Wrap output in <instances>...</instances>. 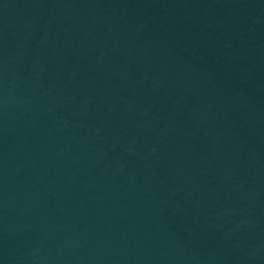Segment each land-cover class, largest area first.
Instances as JSON below:
<instances>
[{
    "label": "water",
    "instance_id": "water-1",
    "mask_svg": "<svg viewBox=\"0 0 264 264\" xmlns=\"http://www.w3.org/2000/svg\"><path fill=\"white\" fill-rule=\"evenodd\" d=\"M0 264H264V0H0Z\"/></svg>",
    "mask_w": 264,
    "mask_h": 264
}]
</instances>
